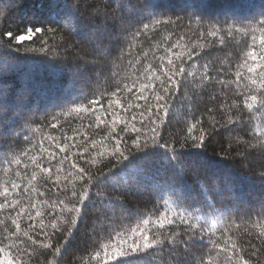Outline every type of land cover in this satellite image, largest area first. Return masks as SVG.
Returning <instances> with one entry per match:
<instances>
[{
	"label": "snow or ice",
	"instance_id": "snow-or-ice-1",
	"mask_svg": "<svg viewBox=\"0 0 264 264\" xmlns=\"http://www.w3.org/2000/svg\"><path fill=\"white\" fill-rule=\"evenodd\" d=\"M113 3L122 13L120 19L124 18V13H127L129 17H138L131 28L125 29L133 39L149 30H159L160 25L179 26L180 17H176L175 20L171 17L161 18L166 14L158 10V0H134V2L113 0ZM54 6L61 7L55 3ZM38 7L41 11L22 28L0 33V171L5 173L4 181L0 182V213L5 214L0 218V227L4 229L3 236L0 238V264H26L32 256V251L29 249L38 246L49 249L53 258L61 251L60 248H53L52 237H48L49 243L45 244L29 234V231L35 230V217L42 215L37 208L39 201L36 200V196L44 195L36 185L31 184V181H37L38 177H42L45 181H51L57 185L51 191L56 196V205L60 213L67 214L65 222L71 224V229L68 231L70 237L73 231H77L79 225L84 223L87 209L98 207L112 217L116 214L109 211V206L124 207L118 200H110L106 204L105 198L94 189L99 188L100 185L111 184L126 170L133 169V166L143 169L142 175L150 173L151 178L155 179L159 174L151 165L158 155L162 157L165 167L172 173L171 179L157 181L150 185L157 189L158 198L162 202L160 214L155 221L141 220V224L149 227L137 226L126 229L123 223L105 224L104 230L95 233L100 239L97 240V250L89 253V264L93 262L94 264H130L128 259L130 256L143 259L146 264H172L173 261L175 264H193V261L187 259L184 254L191 255L193 248L197 245L207 249L204 256L199 259V264H218V257L221 255L225 264H253L252 257L257 255L255 245H251L254 250L246 258V249L238 245L231 235V229L236 225L229 223L221 230L216 227L217 220L209 219V213L213 217L220 218L240 213L242 209L238 205L244 201L239 187L231 178L222 177L213 170L211 161L203 154L205 142L203 129L200 130L199 136L192 135L201 121L197 120L186 128L185 140L193 141L191 150L186 149L184 144L177 148L175 142L165 140L162 129L168 122V115L172 108L170 101H174L183 94L181 85L188 86L189 77L198 80L200 86L207 83L209 88L216 84H232L236 89V95L242 99L243 106L249 112H259L264 109V95H259L264 92V8L252 15L226 14L223 18L217 17L214 23L207 24V34L218 39L221 45L225 43L226 38L232 39L237 34L247 38V50L240 63L219 68L212 66L211 72L209 71L210 66L205 64L202 66L203 72L198 76L195 70L187 72L185 68L188 62H191L188 64L189 67L196 64L198 53L192 51L181 53L177 42L166 50L167 58L165 55L159 57V69L154 68L150 63L147 64L131 83H122L111 93L114 99H107L106 107L104 103H101L103 96L75 100L73 102L75 107L70 108L69 113L71 111L87 112L95 118L96 127L110 124L112 131L115 132L117 126L122 124L123 128L120 131L125 135L129 131L137 135L131 139V144L127 141L122 144L124 137L119 132L111 136L113 144L108 155L116 159L119 168H110L108 172L97 176L95 180L84 167H80L75 161H70L71 169L74 171L65 175L74 176L80 187L77 188L74 182L70 195L65 193L64 196H60V173L63 171V161L67 160L68 156L60 157V167L56 169L54 181L52 180V163L57 160L59 153H64L69 148L70 144L75 147V139L69 140L65 135V142L57 143L56 138H53L47 141L48 146L44 147L46 138L41 136L37 154L30 155L33 146V140L30 137L36 130H30L28 125L37 123V121L34 117L35 110L32 101L26 99L25 94L47 99L55 94V88L60 84L58 78L64 73L84 70L83 65L72 67L62 64L59 61L60 52L58 51L60 41H66V36L79 33L81 20L76 13L69 10L67 4H64L61 11L57 12L46 11L49 7L47 0H39ZM42 16L48 18L40 19ZM192 17L195 19L197 15L193 13ZM3 18L4 12L0 10V23L3 22ZM197 23L202 30L205 29L203 16H199ZM57 35L60 36V41L57 40ZM104 35L107 36V33L105 32ZM83 38L89 39L90 36L85 34ZM33 43L39 44V47H31L30 44ZM93 43L95 45V41ZM174 49L176 51H173ZM36 53L41 55L36 56ZM21 64L29 65V71L23 77L25 86L16 89L7 77ZM45 69L53 77L52 85L37 79V76ZM229 74L234 76L231 81L224 79ZM133 89L136 91L133 92ZM145 91L154 99V104L149 102V96L145 95ZM121 92L132 93L135 99L143 101V104L130 103L125 108L121 104L123 97L118 95ZM52 107H63V105L53 104ZM133 107L138 110V122L142 125L140 128L136 127V115L131 116V124L122 115ZM49 118L55 123L50 122L48 126L58 128V115L50 112L46 119ZM146 123L151 125L147 128V132L143 128ZM227 124L228 130H233L234 127L243 131L248 126L244 121L234 120L231 117L227 119ZM91 126V124L88 125V127ZM253 131L256 130L253 129ZM257 138L264 141V130L257 133ZM85 141H87L86 135ZM96 143L92 141L91 144L86 145L80 155L83 156L84 152H89V148H95ZM260 151L264 152V144L260 146ZM97 155L102 159L105 153ZM89 156L91 159L86 160L87 164L95 165L99 162L90 152ZM13 167L18 170L13 175H19L22 172L29 177L28 184L16 183L8 179V172ZM205 169L209 171L208 179L218 185L216 195L223 196L227 192L236 198L235 201L224 205L223 200L207 199L206 194L203 200L192 199L190 186L185 183L186 172H191L193 176H196V173ZM148 178L149 176L146 175L145 179ZM123 179L128 181L129 177L124 176ZM261 179L264 180V174ZM221 181H223L222 186H220ZM196 182L201 188L204 187V182L199 177H196ZM111 186L119 187L118 184H111ZM22 196L27 197L23 202ZM169 203L175 205V210L171 214L168 211ZM217 205L221 207L218 208ZM243 211L247 212L249 217L252 214L264 217V201L255 208L243 209ZM49 215L53 217L50 228L55 233L59 230V224L55 222L58 219L55 207L51 209ZM25 217L29 221L28 230L21 228V221ZM40 225L39 231L47 236L49 225H45L43 220L40 221ZM152 225L155 226L156 232L152 231ZM181 227L183 232L173 230ZM209 228L215 231H209ZM161 230L167 234H159ZM216 231L220 232L219 237L216 236ZM258 235L264 238V232Z\"/></svg>",
	"mask_w": 264,
	"mask_h": 264
},
{
	"label": "trees",
	"instance_id": "trees-1",
	"mask_svg": "<svg viewBox=\"0 0 264 264\" xmlns=\"http://www.w3.org/2000/svg\"><path fill=\"white\" fill-rule=\"evenodd\" d=\"M247 1L158 0V10L166 14L161 18L171 17L175 20L176 17H180L179 26L160 25L158 26L159 30H149L140 37L133 39L125 29L131 28L138 17H129L127 13H124V18L120 19L122 13L118 10L117 5L113 3V0H47L49 5L46 9L47 12L61 11L62 6L67 4L69 10L76 13L81 20L78 34L66 36V41H60V36L57 35V40L60 41L59 61L72 67L83 65L84 70L82 72L69 71L64 73L58 78L60 84L55 88V94L47 99L37 95L25 94V98L32 101L35 110L34 117L37 121V123L28 125L30 130H36L30 137L33 140L30 155L37 154L41 136L46 138L44 147H47V141H51L53 138H56L57 143L65 142V135L69 140L75 139V147L70 144L69 148L64 153H59L57 160L52 163V180L54 181L56 179V169L60 167V157L68 156V159L63 161V171L60 173V196H64L65 193L70 195L74 182L77 188L80 187L74 176L65 175L74 171L71 169L70 161H75L80 167H84L95 180L97 176L108 172L110 168H119L116 159L108 155L113 144L111 136H115L119 132L124 137L121 143L127 141L131 144V139L137 135V133L131 131L125 135L120 131L123 128L122 124L117 126L115 132L112 131L110 124L96 127L95 118L87 112L71 111L69 113V109L75 107L73 102L80 98L103 96L104 99L101 100V103H104L106 107V100L114 99L111 97V93L122 83H131L147 64L150 63L154 68L159 69V57L165 55L167 58L166 50L177 42L180 45L179 51L181 53L187 51L198 53L195 65L189 67L188 64L191 62L185 64L187 72L195 70L198 76L203 72L202 66L205 64L210 66L209 71L211 72L212 66L219 68L240 63L243 54L247 50L245 37L237 34L232 39L226 38L225 43L221 45L218 39L207 34L206 28L207 24L214 23L217 17L223 18L222 14H224L225 9H234L233 6ZM38 2L39 0H0V10L4 12L3 22L0 23V33L22 28L27 24L34 15L41 11ZM253 2L257 6L255 13L264 8L262 0H251L250 3H247V6ZM54 3L61 7H55ZM193 13L197 15L195 19L192 17ZM246 14L251 15V9ZM199 16L204 17V30L197 23ZM47 18V16L40 17V19ZM105 32L107 36L104 35ZM85 34H89L90 38L84 39ZM180 37H184V39H180ZM30 46L39 47V44L33 43ZM173 51H176V49ZM35 55L40 56L41 54L36 53ZM28 71V65L21 64L15 72L9 73L7 80L11 81L16 89H20L25 86L23 77ZM41 76L43 77L38 75L37 79L48 85L53 84V78L46 69L41 73ZM224 79L231 81L234 76L229 74ZM71 82L73 84L70 89L71 95L65 96V91L67 92ZM241 90L243 91V89ZM135 91L136 89H133V92ZM181 92L183 93L181 96L175 98L174 101H170L172 108L168 115V122L165 123L162 129L164 138L175 142L177 148L184 144L186 149L191 150L193 141L191 139L185 140L186 128L197 120L201 121L200 124H197L192 135L199 136L200 130L203 129L205 133L203 154L211 161L212 169L218 172L220 176L232 178L231 180L239 187L240 194L245 202L238 205L242 209L240 213L230 214L227 218L212 216V219L218 221L216 227L221 230L229 223H234L236 227L231 229V235L238 245L246 249V258L254 250L251 245H255L257 255L252 257L253 264H264V238H260L258 235L264 232V217L256 214L249 217L248 213L243 211V209L255 208L256 205L264 201V183L257 180H262L261 177L264 174V152L260 151V146L264 144V141L257 138V133L263 130L261 120L264 116V109L259 112H249L243 106L242 99L236 95V89L232 84H216L214 87L209 88L207 83L200 86L198 80L189 77L188 86L185 87L182 84ZM118 95L123 97L121 104L125 108L130 103L133 105L136 103L143 104V101H137L132 93L121 92ZM145 95L149 96L150 103H155L147 91H145ZM259 95H264V92L259 93ZM50 103L63 105V107L53 108L51 106L43 112V108ZM50 112L58 115V128L48 126L50 122L55 123V121H50V118L46 119ZM122 115L130 124L132 123L131 116L136 115V127H142L138 122V110L134 107L129 109L127 113H122ZM229 117L234 120H242L248 126L243 131L234 127L233 130H228L227 119ZM89 124L92 126L88 127ZM40 125H43V127H40ZM150 126L146 123L143 126L144 131L147 132V128ZM253 129L256 131H253ZM85 135L87 141H85ZM92 141L97 142L95 148H89L92 156L99 161L95 165L86 163V160L91 159L89 152H84L83 156L80 155L83 148L91 144ZM253 145L255 147H252ZM98 153H105V155L101 159L97 155ZM45 166H47V162H45ZM151 167L159 174L155 179L151 178L150 173L142 175L143 169L133 166V169L126 170L120 178L111 182V184H118V188H113L111 184H108L100 185L99 188L94 189L101 197L105 198L106 204L110 200H118L124 207L121 208L119 205L109 206V211L116 214L112 217H109L98 207L87 209L84 223L79 225L78 230L73 231L70 237L68 231L71 229V224L65 222L67 214L60 213L56 205V196L51 191L57 185L51 181H45L42 177H38L37 181H31V184L36 185L44 195L36 196L35 193H32L39 201L37 208L42 215L35 217V230L29 231V234L34 235L35 239L42 240L45 244L49 243L48 237H52L53 248H60L61 251L53 258L51 251L47 248L42 246L30 248L32 256L26 264H89V253L97 250V240L100 239L95 233L104 230L105 224L123 223L126 229L137 226L149 227L141 224V220L155 221L162 210L160 208L162 202L158 198L157 189L150 185L157 181L171 179L172 176L171 170L165 167L162 157L159 155L154 158ZM17 171L15 167L10 169L8 179L16 183L28 184L29 177L27 175L22 172L19 175H13ZM146 175L149 176L148 179H145ZM208 175L209 171L207 169L196 173V176H193L191 172H186L185 183L190 186L192 199L203 200L206 194L207 199L223 200L224 205H229L235 201L236 198L227 192L223 196L216 195L218 185L209 180ZM124 176H128L129 180L125 181ZM4 177L5 173L0 171V182L4 181ZM196 177L204 182L203 188L197 184ZM222 183L223 181H221L220 186H222ZM251 184H253L254 189L251 192L252 199L246 201L245 198L249 193ZM41 185L44 186L41 187ZM21 199L23 202L27 197L22 196ZM53 207L56 208V216L58 217L55 222L59 224V230L55 233L50 228L53 217L49 215V212ZM217 207L220 208L221 205H217ZM174 210L175 205L169 203V214ZM4 215V213H0V218ZM33 216H35V213H33ZM41 220L45 225H49L47 236L39 231ZM28 223L29 221L25 217L21 221L22 230H28ZM151 227L152 231L156 232L155 226L152 225ZM173 230L183 232L182 227ZM208 230L215 231L213 228ZM3 233L4 229L0 227V238H2ZM159 234L165 235L167 233L161 230ZM216 236H220L219 231H216ZM206 252L207 249L197 245L193 248L191 255L187 253L184 255L187 259H191L193 264H199V259ZM154 255L158 256V254ZM128 259L130 264H146L145 260L135 256H130ZM172 264H175V261ZM218 264H225L222 255L218 257Z\"/></svg>",
	"mask_w": 264,
	"mask_h": 264
},
{
	"label": "rangeland",
	"instance_id": "rangeland-1",
	"mask_svg": "<svg viewBox=\"0 0 264 264\" xmlns=\"http://www.w3.org/2000/svg\"><path fill=\"white\" fill-rule=\"evenodd\" d=\"M235 1H237V0H235ZM246 1V0H245ZM250 1L251 0H248L247 2H241L242 4H244V7H243V9H245V8H249V9H253V7H254V2L253 3H251L250 5H248L247 6V3L249 2L250 3ZM263 2H264V0H262ZM183 4V3H182ZM183 8V7H182ZM181 8V9H182ZM230 8H232V7H230ZM255 8L257 9V6H255ZM233 11H235L234 9H225L224 11H223V13L224 14H222L223 16H225L226 14H231V15H233V16H235L234 15V13H233ZM28 67H29V65H28ZM40 77H43V76H41V74L39 75ZM51 76V75H50ZM53 78V77H52ZM82 83V82H81ZM80 83V84H81ZM72 82L70 83V85L68 86V89H67V92L65 91V96H70L71 95V92H70V89H71V87H72ZM54 103H50L49 105H47V107L45 106V108H43V112H45V111H47L52 105H53ZM232 179V178H231ZM258 181H262V183H264V180H260V179H257ZM252 181V180H251ZM253 184H251V186H250V188H249V193H247V197L245 198V200L247 201V200H251L252 199V193L251 192H253ZM243 199V198H242ZM254 200V199H253ZM243 201H244V199H243ZM243 203H245V202H243ZM256 204H258V203H256ZM257 206V205H256ZM255 206V207H256ZM246 207V206H245Z\"/></svg>",
	"mask_w": 264,
	"mask_h": 264
}]
</instances>
